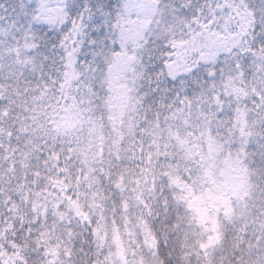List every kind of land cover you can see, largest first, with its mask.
<instances>
[{
    "label": "clouds",
    "instance_id": "9594fccd",
    "mask_svg": "<svg viewBox=\"0 0 264 264\" xmlns=\"http://www.w3.org/2000/svg\"><path fill=\"white\" fill-rule=\"evenodd\" d=\"M30 8L0 37V264H264V0Z\"/></svg>",
    "mask_w": 264,
    "mask_h": 264
},
{
    "label": "trees",
    "instance_id": "16d2710c",
    "mask_svg": "<svg viewBox=\"0 0 264 264\" xmlns=\"http://www.w3.org/2000/svg\"><path fill=\"white\" fill-rule=\"evenodd\" d=\"M27 0H0V28L6 33H15L17 38H29L32 35V27H25L19 24L9 29L10 15L15 12L17 17L26 12Z\"/></svg>",
    "mask_w": 264,
    "mask_h": 264
},
{
    "label": "rangeland",
    "instance_id": "374dc122",
    "mask_svg": "<svg viewBox=\"0 0 264 264\" xmlns=\"http://www.w3.org/2000/svg\"><path fill=\"white\" fill-rule=\"evenodd\" d=\"M26 12L22 15V17H17L15 12H13L8 20V23L10 25L9 29H12L14 27V25L19 24L25 27H31L33 20L30 19L31 17H33V13L31 11L30 8V0H27V4H26ZM3 34H6V31H3L0 28V37H2Z\"/></svg>",
    "mask_w": 264,
    "mask_h": 264
},
{
    "label": "snow or ice",
    "instance_id": "6c2138e0",
    "mask_svg": "<svg viewBox=\"0 0 264 264\" xmlns=\"http://www.w3.org/2000/svg\"><path fill=\"white\" fill-rule=\"evenodd\" d=\"M99 8L101 11H103V5H100ZM90 13H91V8L76 6L77 18H81L83 14H90ZM105 15H107V13H105ZM35 19L36 17L33 15V22H35Z\"/></svg>",
    "mask_w": 264,
    "mask_h": 264
}]
</instances>
